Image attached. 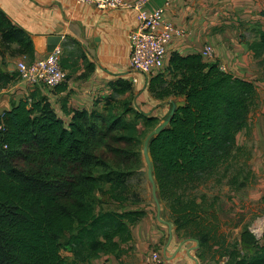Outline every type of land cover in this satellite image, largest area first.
Instances as JSON below:
<instances>
[{
  "label": "trees",
  "instance_id": "trees-1",
  "mask_svg": "<svg viewBox=\"0 0 264 264\" xmlns=\"http://www.w3.org/2000/svg\"><path fill=\"white\" fill-rule=\"evenodd\" d=\"M249 50L255 58L262 57L264 31L257 33ZM33 53L30 36L0 10V59L32 61ZM0 83L5 86L1 75ZM149 88L158 100L174 98L185 103L151 142L149 153L158 200L173 213L171 225L195 229L192 237L203 243L210 238L211 229L205 225L213 216L206 219L204 215L213 209L214 201L202 210L205 196L198 203L189 195L214 177L218 182L227 180V186L236 191L252 178L250 153L237 145L236 138L256 105V86L222 72L200 55L173 53L166 74L154 76ZM113 106L107 103L102 112L73 111L65 124L45 98L35 99L32 94L30 100L0 115V264H91L103 255H120L121 244L131 241V226L145 212H98L93 197L97 188L107 184L111 199L128 201L127 181L133 174L132 167L121 163L100 164L99 156L92 154L98 140L109 135L113 144L128 146L109 149L114 159L136 157L141 163L135 151L137 130L125 118L132 111L123 104L116 114ZM141 118L145 126L157 121ZM17 156L26 161L25 166L40 165V170L31 172L18 165ZM45 162L49 165L44 167ZM75 165L83 170L70 181L63 173ZM62 240L70 248V260L61 256ZM262 240L251 256L232 254L231 264H264V231Z\"/></svg>",
  "mask_w": 264,
  "mask_h": 264
},
{
  "label": "crops",
  "instance_id": "crops-1",
  "mask_svg": "<svg viewBox=\"0 0 264 264\" xmlns=\"http://www.w3.org/2000/svg\"><path fill=\"white\" fill-rule=\"evenodd\" d=\"M149 8H162L164 22L173 26L175 33L161 66L148 75L133 72L128 62V37L137 26L134 10H102L78 0H0V10L30 36L34 48L31 60L43 59L60 48L65 75L63 83L53 89L41 83L26 84L19 80L16 70L21 57L0 59V75L5 81L0 87V115L30 100L33 94L35 99L45 98L65 124L73 111L102 112L107 103L115 105L116 101L143 117L157 119L169 108L171 99H156L149 84L154 76L166 74L173 53L182 57L200 55L203 47L210 45L221 71L241 68L246 58H255L249 42L242 39V28L247 26L254 37L264 31V0H151ZM251 19L257 21L250 25ZM130 116L131 112L127 119ZM143 208H135L142 209L145 216L131 226V241L121 244L122 253L100 256L91 264H146V257L153 251L172 264H200L195 257L197 241L177 238L172 226L174 237L167 246L168 237L165 241L161 225L153 220L149 207Z\"/></svg>",
  "mask_w": 264,
  "mask_h": 264
},
{
  "label": "rangeland",
  "instance_id": "rangeland-1",
  "mask_svg": "<svg viewBox=\"0 0 264 264\" xmlns=\"http://www.w3.org/2000/svg\"><path fill=\"white\" fill-rule=\"evenodd\" d=\"M257 1L259 0H252L253 3H257ZM250 10L255 12L258 11L257 8L253 10L252 7H250ZM250 15L251 14H249V16ZM222 16L223 14H221V17ZM251 16L255 18L254 14ZM256 21L257 20L251 19L250 25L254 24ZM262 26H264V22ZM241 33L244 36L242 39L244 41H248L249 44L257 39V36L254 37V33L249 30L247 26L242 28ZM23 60L29 62L24 58ZM202 60L208 63L211 61V63H215L214 49L212 60L205 58H202ZM223 70L225 73L229 72L231 74H238L240 77L252 82L257 89V102L249 115L247 127L242 130L236 138L237 145L244 147L250 153L248 168L252 173V178L250 176L248 184L241 185V187L236 191L227 186V180L221 179L218 182V178L214 177L199 184L189 195L190 198L193 196L198 203L200 202L201 197L205 196V203L202 207V210L208 209L210 204L214 201L213 209L207 210L206 214L204 215L206 219H208L210 215H213L208 220L209 225H205L208 231L211 229L210 238L203 243H197L195 257L200 264H231L230 259L232 254L239 253L240 255L251 256L254 250L262 245L263 242L264 54L262 55V58L260 57L258 59L253 58L252 55L249 56L246 58V61L241 68L230 67ZM171 100H176L179 102L182 101V99L177 100L174 98ZM121 103L122 102L119 101L114 103L115 105L113 107L116 109V114H120L122 111L120 107ZM169 110L170 106L164 113H160L156 124L150 126H145V120L144 118H141V114L138 111H132L130 119H127L126 115V120L131 121L137 130L139 144L135 151H137V154L140 156L139 158L141 163L139 165L137 164L138 159L136 157L131 160L128 158L119 162L114 159L111 152L109 151V149L112 147L123 148L128 146L122 145L120 143L113 144L109 135H106L105 139L101 142L98 140V143L100 144L96 145L94 151L92 150V154L99 156L98 158L100 160V164L109 162L110 160L112 166L114 164L121 163L122 167H132L133 172L132 176L127 181L128 188L126 191V196L129 198L128 201L118 202L111 199L109 195V185L107 184L101 185L99 188H97V190L94 191L93 197L95 199V207H97L96 209L98 212L102 211L119 213L136 210L135 208L138 207H149L150 214L153 220L156 221L157 211L152 198L151 185L147 179V167L143 158V144L149 133L154 130L156 125L158 126L163 121ZM19 156L16 158V163L18 165H22V167L28 169V171L32 170L31 172H37L40 170V165L34 167L27 164L25 166L26 161H24L22 158H18ZM93 160L95 161V159H92L91 161ZM48 165L49 162L44 163V167ZM134 167H136V170H134ZM97 169L100 171L102 167L98 166ZM80 170H83V168L80 166H69L67 171H64L63 174L64 176L66 174L68 180L72 181L70 178H76L81 172ZM160 206V218L166 222H173V213L171 212L170 207H168L165 203H160ZM159 224L163 229V233L165 235L164 240L166 241L168 237V233H166L167 226L165 224ZM212 227H216V230L212 229ZM174 229L177 238L183 239L186 242L191 240L197 241V239L192 237L195 236V229L190 227L183 229L174 227ZM245 233H249L251 237H249L250 235L245 236ZM65 242L66 240H62L63 248L61 249V256L64 259L70 260L72 255L70 253V248L65 244ZM146 264H148L147 261Z\"/></svg>",
  "mask_w": 264,
  "mask_h": 264
},
{
  "label": "built area",
  "instance_id": "built-area-1",
  "mask_svg": "<svg viewBox=\"0 0 264 264\" xmlns=\"http://www.w3.org/2000/svg\"><path fill=\"white\" fill-rule=\"evenodd\" d=\"M93 4L97 9H132L137 14V26L129 34V66L133 72L152 74L161 66L167 54V47L175 29L163 20V9H150L151 0H78ZM61 49L55 48L43 59L26 62L23 59L16 65L17 75L26 84L41 83L55 88L63 83L65 75L60 66ZM201 57L212 60L213 48L205 45ZM148 264H172L160 252H151Z\"/></svg>",
  "mask_w": 264,
  "mask_h": 264
},
{
  "label": "water",
  "instance_id": "water-1",
  "mask_svg": "<svg viewBox=\"0 0 264 264\" xmlns=\"http://www.w3.org/2000/svg\"><path fill=\"white\" fill-rule=\"evenodd\" d=\"M184 102L181 101H176V100H170L169 101V106H170V110L168 112V114L165 116V118L163 119V121L154 128V130L152 132L149 133V135L147 136V138L144 141L143 144V158L147 167V179L149 184L151 185V192H152V198L154 201V205L156 207V211H157V216L156 219L159 223L161 224H165L167 226L168 229V244L167 246L170 244V242L172 241V236H173V232H172V225L170 222H166L163 221L160 218V214H161V206H160V202L158 200L157 197V193H156V185H155V181L153 178V165H152V161H151V157H150V153H149V147L151 142L164 130L166 129L171 120L173 119L175 113L177 112L179 107L184 106ZM169 261H171L168 258Z\"/></svg>",
  "mask_w": 264,
  "mask_h": 264
}]
</instances>
